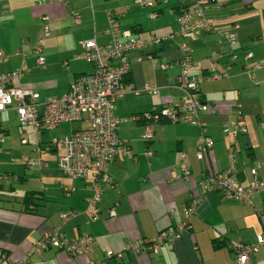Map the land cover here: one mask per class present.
Instances as JSON below:
<instances>
[{"label": "crops", "instance_id": "crops-1", "mask_svg": "<svg viewBox=\"0 0 264 264\" xmlns=\"http://www.w3.org/2000/svg\"><path fill=\"white\" fill-rule=\"evenodd\" d=\"M143 1L144 5L141 0H0V74L21 70L12 85L37 94L39 112L48 98L61 97L78 76L91 72L93 65L75 54L83 40L113 41L110 13L120 25L121 41L173 35L157 46L129 53V71L123 82L140 92L117 98L114 112L121 120L116 134L131 154L119 151L108 164L105 174L112 184L104 179L98 182L101 192L95 220L88 217L93 211L89 206L94 193L92 177L75 179L60 171L57 157L63 150L53 143L82 127L63 122L37 133L19 124L14 105L0 113V175L5 174L0 176V264H237L227 243H254L264 232V189L241 202L201 185L228 166L231 147L241 187L254 177L257 161L264 164V0H214L204 10L213 19V28L185 36L177 34L176 21L183 2L155 0L153 5L152 0L147 5ZM45 26L47 36L42 35ZM233 31L237 39L231 45L225 33ZM182 44L191 48L196 74L206 73L209 62L205 57L218 53L216 71L221 76L199 85L208 106L200 119L213 140L202 157L197 155L198 125L160 121L153 126V138L145 141L143 120L133 119L181 99L182 91L175 86L179 66L163 68L161 64L183 58ZM231 52L236 55L234 60ZM40 54L45 58L43 65L37 63ZM145 85L158 92L143 91ZM236 105H240L239 117ZM234 120L245 125V133L233 136L223 131ZM81 121L88 123L86 127L91 122L89 117ZM13 134L21 142L19 150L9 138ZM181 161L188 166L187 176L180 170ZM257 176L264 177L263 168ZM29 192L38 196L34 211H24L23 199ZM191 199L197 206L185 218L184 209ZM72 213L66 221L61 219V214ZM184 219L188 228L157 252L126 248L175 229ZM55 227L68 238L91 235L90 251L74 257L54 247L42 254L34 250L41 235ZM251 264H264L263 250L251 254Z\"/></svg>", "mask_w": 264, "mask_h": 264}, {"label": "built area", "instance_id": "built-area-1", "mask_svg": "<svg viewBox=\"0 0 264 264\" xmlns=\"http://www.w3.org/2000/svg\"><path fill=\"white\" fill-rule=\"evenodd\" d=\"M167 1V0H164ZM183 6L176 14L179 35L185 36L198 30L210 31L213 27V19L204 14V10L214 0H180ZM144 5L145 2H140ZM148 5V3H147ZM156 14L153 13L152 16ZM78 21L79 18L76 17ZM110 29L113 34V41L108 44H99L94 39L79 42L81 50L75 54L76 58L84 59L93 65L90 73L78 76L69 86L68 91L61 97H51L44 102L42 112L38 111V95L30 89H24L12 85V80L21 76V70L0 74V113L14 105L19 124L29 126L39 133L49 130L60 123H73L89 117V127L76 129L71 134L53 141L62 147V153L57 157V166L60 171L75 179H87L92 177L94 193L89 199V206L93 209L88 214L89 219H97L96 204L99 200L101 189L98 182L102 179L112 184L111 179L106 176L105 171L113 162L118 152L130 155L129 146L122 142L116 129L121 121L114 112V102L126 92L133 91L135 94L140 89H133L123 82L124 76L129 71V53L132 50L143 51L150 46H157L163 41L173 38V35H150L147 38H128L123 41L118 39L120 25L115 14L110 13ZM237 28V26H235ZM42 35H49V29L45 26ZM227 41L233 45L236 42L235 31L225 33ZM185 56L179 60L162 65L163 68L178 65L179 73L176 77L175 86L182 91V97L178 102H171L161 109H153L151 112L135 116L133 119L143 120V139L150 141L154 135L153 126L162 120L169 122H189L200 128V135L197 139V155L202 157L213 145L212 138L205 133L206 124L200 119V113L208 108L200 94V83L219 78L221 73L216 71L218 53L213 51L205 57L209 62L206 73L196 74L193 72L195 61L189 54L191 48L182 44ZM39 51V50H37ZM251 53H247L249 57ZM151 56V55H149ZM0 57L3 52L0 50ZM231 60L236 55L230 53ZM43 55L37 56V63L43 65ZM143 91L157 93L158 90L150 85H145ZM236 114L241 115L240 105H236ZM223 131L233 136L238 133H245L246 127L239 124L237 120L231 122V126L224 125ZM3 140V133L0 130V142ZM147 155L151 151H146ZM185 156L184 154L182 155ZM228 166L201 182L204 190H214L231 196L238 201L248 202L254 192L264 189V177L259 178L257 171L264 169V164L257 161L256 167L252 169L254 177L246 187L238 185V172L236 167V153L231 147L229 151ZM180 170L184 176L189 174V169L184 161L180 163ZM2 178V177H0ZM197 206V201L191 199L184 209L185 218H188ZM72 214H61V219L66 221ZM187 220L184 219L177 228L161 231L157 236L142 239L138 242L129 243L126 248L133 252L147 250L157 252L166 242L178 238L181 231L188 228ZM93 237L89 234H82L76 238H68L62 233L59 227L45 231L34 243V250L42 254L47 247H54L65 251L71 256H82L90 251V244ZM230 249L235 253L237 264H251V254L260 250L264 251V232L258 235L254 243L242 241L229 242ZM101 264V263H90Z\"/></svg>", "mask_w": 264, "mask_h": 264}, {"label": "trees", "instance_id": "trees-1", "mask_svg": "<svg viewBox=\"0 0 264 264\" xmlns=\"http://www.w3.org/2000/svg\"><path fill=\"white\" fill-rule=\"evenodd\" d=\"M140 51V50H139ZM144 51V50H143ZM151 112V111H150ZM163 122H168L167 120H162ZM160 122V121H159ZM74 123V122H73ZM76 130V129H75ZM105 180V179H104ZM38 196H36L35 192H29L26 194V196L23 199V204H24V211H34L36 206H37V201L36 199ZM100 199V196H99ZM99 201V200H98ZM229 244V243H227ZM217 246H219L220 244H216ZM235 260H236V256H235ZM237 263V261H236Z\"/></svg>", "mask_w": 264, "mask_h": 264}, {"label": "rangeland", "instance_id": "rangeland-1", "mask_svg": "<svg viewBox=\"0 0 264 264\" xmlns=\"http://www.w3.org/2000/svg\"><path fill=\"white\" fill-rule=\"evenodd\" d=\"M141 1H143V0H141ZM150 2H152V0H146V3H150ZM152 4L153 5H155L156 3H155V0H153V2H152ZM196 32V31H195ZM163 64H165V63H163ZM163 64H161V66L163 65ZM70 124V123H69ZM68 124V127H71L72 125L70 124L69 125ZM75 124H77V125H79L80 127H82V128H84V127H86L87 125H88V123L86 122H84V121H77V122H74V125ZM13 132H15V131H13ZM16 133V132H15ZM13 136V137H12ZM9 135V138L11 137V138H13V140H14V142L17 144V147H15V149H17V150H19L20 148H21V142H20V140H18L17 141V137H16V135L15 134H13V135ZM65 135H63V136H61V137H64ZM7 137V135H5V137L4 138H6ZM61 137H58V139H60ZM23 155V154H22ZM22 158H23V156H19V160L18 161H20L21 160V162H22ZM0 176H5V174H3L2 173V175H0ZM3 183V180H1L0 179V183ZM5 184V183H4Z\"/></svg>", "mask_w": 264, "mask_h": 264}]
</instances>
